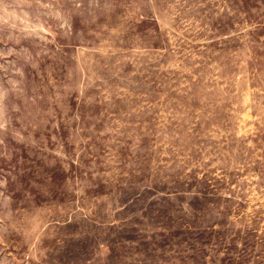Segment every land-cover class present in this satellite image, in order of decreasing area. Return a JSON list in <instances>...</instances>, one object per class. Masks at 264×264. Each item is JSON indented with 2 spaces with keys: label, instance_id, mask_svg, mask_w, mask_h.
<instances>
[{
  "label": "rangeland",
  "instance_id": "rangeland-1",
  "mask_svg": "<svg viewBox=\"0 0 264 264\" xmlns=\"http://www.w3.org/2000/svg\"><path fill=\"white\" fill-rule=\"evenodd\" d=\"M0 264H264V0H0Z\"/></svg>",
  "mask_w": 264,
  "mask_h": 264
}]
</instances>
